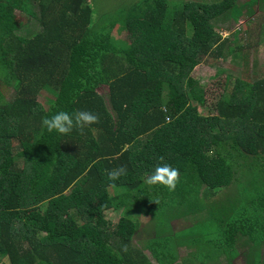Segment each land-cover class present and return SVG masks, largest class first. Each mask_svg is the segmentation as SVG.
<instances>
[{
	"label": "trees",
	"instance_id": "obj_1",
	"mask_svg": "<svg viewBox=\"0 0 264 264\" xmlns=\"http://www.w3.org/2000/svg\"><path fill=\"white\" fill-rule=\"evenodd\" d=\"M263 33L264 0H132L110 18L90 0H0V263L153 264L134 245L141 212L172 219L188 195L203 210L197 193L230 183L252 212L230 205L229 224L264 241ZM226 55L243 65L234 81L193 75ZM60 111L100 122L49 133L42 120ZM162 164L179 170L174 192L146 184ZM155 242L144 246L156 262L173 258Z\"/></svg>",
	"mask_w": 264,
	"mask_h": 264
},
{
	"label": "rangeland",
	"instance_id": "obj_2",
	"mask_svg": "<svg viewBox=\"0 0 264 264\" xmlns=\"http://www.w3.org/2000/svg\"><path fill=\"white\" fill-rule=\"evenodd\" d=\"M131 1L132 0H90V2L93 3L94 7L96 8V12L98 11L106 13L107 17L109 18L114 15V12L117 8L130 5ZM17 13L23 14L21 12ZM31 20L32 19L29 18L28 23L25 25L26 28L31 23ZM247 20L248 18H243L240 25L232 24L229 29H225L222 31L223 35H230L236 28L246 30L248 28V24L246 23ZM119 26L120 24L117 23L115 28H118ZM222 26L226 27L227 23H224ZM188 33H191L190 27L188 29ZM113 34L116 36H122V34L117 33L116 30H113ZM257 40L258 36L255 35L254 37L245 40L244 43H255V41ZM260 40L259 41L261 43H264V33L262 34ZM263 46L264 44L259 50L260 63L262 65H264ZM252 54H254V50L252 51ZM242 70L243 65L238 62L237 58H234L232 55H226L225 57L215 61L212 67H209L203 63L198 64L194 68L193 75L200 81V83L206 85L207 83L212 82L214 78L219 76L217 75V73L221 72L231 73L232 76L230 77V80L234 81L236 79V76L238 77L242 75ZM164 92H167V89H164ZM203 189L201 190V192L197 193L198 200L203 196L200 202L198 200L193 201L196 203V205L202 206L203 210H198L193 206L191 207L192 199H194L195 196L188 195L186 201L180 200L182 204L178 202V197H176V203L172 202L175 205L173 210L169 212L172 216V219L168 218L167 215L165 216L163 210H159L156 217L144 215L143 212H141L142 214L138 217L141 222L138 229H140L141 231L139 230V233L137 235V240L140 241L141 245L146 246V244L151 243V245L153 246L154 244H156L155 240H157L161 243H164L167 250L171 253L175 252V247L180 248L181 246H187L190 248L189 255H192L197 259H202V251L205 249L203 247L206 244L205 240L212 239L216 242L221 241L223 248H228L230 250L231 245H233L236 240V237L240 235V233L237 232L236 227L232 226V220L231 224H229L230 219L228 217L230 213V205H233V208H235L233 213L242 211L245 207L248 210L244 211L245 213L252 212L250 211L251 209H248L249 207H251L252 203L242 200L243 197L250 193H244L242 191L243 189L236 183H230L227 186H220L218 188H215L212 190V192L214 193H204ZM215 202L220 203V205L217 206L216 204V206H213ZM206 209H209L210 213H208ZM261 214H264L262 212V209L254 212L255 216ZM105 215L110 221L116 222L120 216V211L116 212L113 210H108L105 212ZM232 216L236 217L237 215L233 214L231 215V217ZM262 217L264 219V216ZM190 223L192 224V226L185 227ZM141 224L144 225H142L141 227ZM172 225L173 228L176 229V231L175 233L170 235ZM235 231V238L233 241H231V236ZM154 233L160 234L161 236H157L158 238L156 239L154 237ZM259 234L264 237L263 226L259 228ZM246 237L247 245H245V247L243 248L245 252H243L241 262L245 264H261L260 252L262 246L264 245V242L260 239L263 238L258 237L260 239H257L256 237H253V239H251L250 235H246ZM164 238L169 240L166 241L164 240ZM250 241H252L253 244H251ZM180 243H184L186 245H181ZM222 252H224L223 249L219 251L220 254ZM151 258V261L156 264V260L152 256ZM173 258L175 260V254ZM173 258H171V255L169 256L170 260H172ZM3 263L1 262L0 264ZM4 264H7V262L5 261Z\"/></svg>",
	"mask_w": 264,
	"mask_h": 264
},
{
	"label": "clouds",
	"instance_id": "obj_3",
	"mask_svg": "<svg viewBox=\"0 0 264 264\" xmlns=\"http://www.w3.org/2000/svg\"><path fill=\"white\" fill-rule=\"evenodd\" d=\"M99 122V114L89 111H77L73 115H70L69 113L64 111H60L50 118L45 117L42 120V124L49 133L56 132L65 136L70 134L74 128L78 129L80 133L83 134L86 127L98 124ZM161 160H163V157H161ZM126 174L127 167L125 165H121L119 167L111 169L108 172V179L110 181H116ZM179 183V170L171 167L168 164L156 166L154 172L146 178V184L148 186L160 185L167 188L169 192H174ZM154 202L157 204L159 203L158 200ZM122 251H128L127 245L124 246Z\"/></svg>",
	"mask_w": 264,
	"mask_h": 264
},
{
	"label": "crops",
	"instance_id": "obj_4",
	"mask_svg": "<svg viewBox=\"0 0 264 264\" xmlns=\"http://www.w3.org/2000/svg\"><path fill=\"white\" fill-rule=\"evenodd\" d=\"M208 1H214V0H208ZM247 0H238L239 4H243ZM250 11V10H249ZM261 13L262 16V10L260 9L259 6L256 7V12L251 14V18H257V15ZM208 213H210L209 209H206ZM144 224H141V227ZM192 226V224H188L185 227ZM140 227V226H139ZM140 230V229H138ZM141 231V230H140ZM172 233H175L176 229L173 228L171 229ZM143 232V231H142ZM155 237V236H154ZM246 235H238L236 237V240L233 245H231L230 250L228 248H223L221 241H209L205 240L206 244L203 248H205L202 251V259H197L193 257L192 255H189V247L187 246H181L180 248L175 247V260L171 262L168 257H163L162 262H156V264H245L241 262V259L243 257V248L245 245H247V239ZM234 240V239H233ZM231 240V241H233ZM168 241V240H166ZM264 242V241H263ZM251 244H253L252 241H250ZM181 245H186L184 243H180ZM134 245L136 247H139L141 250H144V253L151 258V255L149 254V251L145 249L144 245H141L139 240H136ZM223 249L224 252L221 254L219 251ZM148 251V252H147ZM261 256V264H264V245L261 248L260 252ZM169 260V261H168ZM152 262V261H151ZM153 263V262H152ZM154 264V263H153Z\"/></svg>",
	"mask_w": 264,
	"mask_h": 264
}]
</instances>
